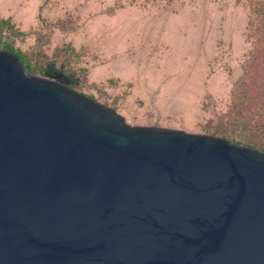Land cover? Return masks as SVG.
Here are the masks:
<instances>
[{
    "label": "water",
    "instance_id": "obj_1",
    "mask_svg": "<svg viewBox=\"0 0 264 264\" xmlns=\"http://www.w3.org/2000/svg\"><path fill=\"white\" fill-rule=\"evenodd\" d=\"M0 264H264V152L130 126L0 49Z\"/></svg>",
    "mask_w": 264,
    "mask_h": 264
},
{
    "label": "rangeland",
    "instance_id": "obj_2",
    "mask_svg": "<svg viewBox=\"0 0 264 264\" xmlns=\"http://www.w3.org/2000/svg\"><path fill=\"white\" fill-rule=\"evenodd\" d=\"M262 13L264 0H0L10 27L2 40L36 76L47 78L40 69L53 64L50 80L73 77V91L115 105L130 126L264 152Z\"/></svg>",
    "mask_w": 264,
    "mask_h": 264
},
{
    "label": "trees",
    "instance_id": "obj_3",
    "mask_svg": "<svg viewBox=\"0 0 264 264\" xmlns=\"http://www.w3.org/2000/svg\"><path fill=\"white\" fill-rule=\"evenodd\" d=\"M261 18H264V13H262ZM250 21V19H249ZM7 27L8 29L9 27V22L8 21H2L0 20V49L11 52L13 54H15L17 56V58L19 59L20 63L29 71L34 73V68L32 66V64L30 63V61L27 59V57L25 55H23L20 51H16L14 50V48L12 47L11 44L9 43H5L2 40V32L4 30V28ZM261 39L264 40V33L260 36ZM257 62H256V58L252 59V64H251V68L250 71L248 73L247 76V80L246 82H244V88H243V100L248 102L251 101L253 98L251 96V91L253 89V85H254V81L255 79L252 77V73L255 69V66H257ZM40 71L43 73H45V76L49 79H53L55 77V72L53 69V64H49L47 65L45 68L40 69ZM59 81L63 84H65L67 87H69L70 89L72 88V86L74 85V79L71 76H66L65 74H61L59 77ZM251 89V90H250ZM89 97V96H88ZM92 98V97H89ZM113 107L115 110H117V108L115 107V105L111 106ZM244 146V145H243ZM245 147L251 148V149H257L255 143H250V144H245ZM258 151V150H257ZM264 151V150H263Z\"/></svg>",
    "mask_w": 264,
    "mask_h": 264
}]
</instances>
